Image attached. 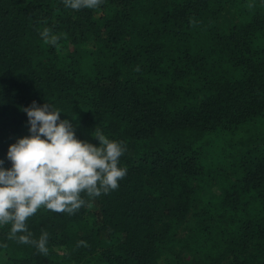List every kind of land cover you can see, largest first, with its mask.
<instances>
[{
	"label": "trees",
	"instance_id": "1",
	"mask_svg": "<svg viewBox=\"0 0 264 264\" xmlns=\"http://www.w3.org/2000/svg\"><path fill=\"white\" fill-rule=\"evenodd\" d=\"M33 101L80 140L123 142L127 174L73 215L27 221L47 256L0 226L4 264H264V0H0L5 168Z\"/></svg>",
	"mask_w": 264,
	"mask_h": 264
},
{
	"label": "clouds",
	"instance_id": "2",
	"mask_svg": "<svg viewBox=\"0 0 264 264\" xmlns=\"http://www.w3.org/2000/svg\"><path fill=\"white\" fill-rule=\"evenodd\" d=\"M102 2L62 0L66 8L76 11L96 9ZM39 35L52 46L60 40L47 27ZM22 110L28 118L30 135L9 145L6 155L10 168L0 160V226H10L8 240L32 245L47 256L49 234L43 231L34 239L27 221L41 208L73 215L89 203L85 197L95 198L116 190L127 174V169L119 166L126 146L110 140L98 128L91 132L98 145L78 139L70 120L61 119L62 111L49 103L38 106L33 101ZM81 246L88 245L77 241V247Z\"/></svg>",
	"mask_w": 264,
	"mask_h": 264
},
{
	"label": "rangeland",
	"instance_id": "3",
	"mask_svg": "<svg viewBox=\"0 0 264 264\" xmlns=\"http://www.w3.org/2000/svg\"><path fill=\"white\" fill-rule=\"evenodd\" d=\"M216 194H217V191L216 190H211V191H209V192L206 193V197L207 198H211L213 195H216ZM89 224H91V220L89 221ZM192 263L193 264H199V263H197V261L195 259L192 260ZM0 264H4V262H3L2 259H0Z\"/></svg>",
	"mask_w": 264,
	"mask_h": 264
}]
</instances>
